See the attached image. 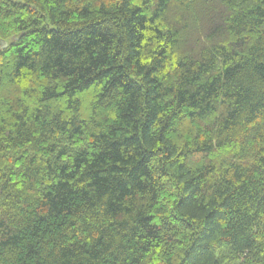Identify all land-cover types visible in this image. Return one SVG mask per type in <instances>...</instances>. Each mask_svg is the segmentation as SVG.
<instances>
[{
  "label": "trees",
  "instance_id": "16d2710c",
  "mask_svg": "<svg viewBox=\"0 0 264 264\" xmlns=\"http://www.w3.org/2000/svg\"><path fill=\"white\" fill-rule=\"evenodd\" d=\"M0 264H264V0H0Z\"/></svg>",
  "mask_w": 264,
  "mask_h": 264
},
{
  "label": "water",
  "instance_id": "95a60500",
  "mask_svg": "<svg viewBox=\"0 0 264 264\" xmlns=\"http://www.w3.org/2000/svg\"><path fill=\"white\" fill-rule=\"evenodd\" d=\"M2 43L3 46H6V42L5 41H0Z\"/></svg>",
  "mask_w": 264,
  "mask_h": 264
}]
</instances>
